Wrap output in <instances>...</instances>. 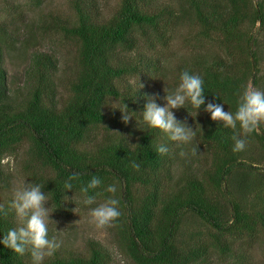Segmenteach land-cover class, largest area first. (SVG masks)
I'll return each mask as SVG.
<instances>
[{"label":"trees","instance_id":"obj_1","mask_svg":"<svg viewBox=\"0 0 264 264\" xmlns=\"http://www.w3.org/2000/svg\"><path fill=\"white\" fill-rule=\"evenodd\" d=\"M223 1L221 4H209L207 0L195 2L203 5L195 7L196 20L203 32L217 28L232 45L229 55L212 59L195 75L203 80L205 98L215 92H220L216 96L227 95L233 100L231 110L235 112L238 96L245 90L247 82L250 80L252 85H257L255 71L259 61L254 33L236 31L248 21L253 26L256 22L262 26L264 10L262 0L252 6L251 0ZM153 3L154 0H119L116 11L104 21L94 20L77 9V22L65 27V32L79 41L81 72L71 84L72 94L61 107L55 102L52 77L56 65L49 53L32 54L25 70L23 91L10 92L0 48V156L21 135L29 137L34 157L51 166L56 173V178L47 183L56 206L65 191V182L73 173L78 174V180L73 181V188L77 190L93 176L102 182L109 177L120 181V201L125 212L118 233L127 257L135 264H189L202 254V250H187L176 242L175 235L187 212L215 229L220 237L233 230L252 232L257 227L264 232V186L255 191L249 203L234 200L224 186L233 172L245 174V170L260 169L253 161L248 163L238 158L241 152L232 151V130L218 121L206 122L201 132L203 140L217 146L211 168L201 178L190 177L178 184L159 204L155 187L165 176V173L162 175L165 155L157 152V147L164 143L156 141L161 131L146 127L131 142H112L92 154L74 146L89 125L103 120L104 99L119 95L115 78L128 69L135 71V64L129 62L131 57L126 53H138L140 41L149 43L153 36L163 37L158 30L163 20L158 17L167 11L164 8L155 11ZM17 94H20L18 98ZM253 135L264 151V129ZM132 161L140 164L138 171L131 167ZM258 181L264 185V175L258 177ZM136 184L144 190L141 197L133 194ZM97 190H90L89 195L96 194ZM13 220L9 211L7 216L0 215V239L9 229L15 228ZM214 239L218 248L224 251L226 245L217 236ZM105 257L106 254L90 243L89 256L54 258L43 264H107ZM0 264L26 262L23 256L0 244Z\"/></svg>","mask_w":264,"mask_h":264},{"label":"rangeland","instance_id":"obj_2","mask_svg":"<svg viewBox=\"0 0 264 264\" xmlns=\"http://www.w3.org/2000/svg\"><path fill=\"white\" fill-rule=\"evenodd\" d=\"M258 0H251V6ZM119 0H0V48L3 52L2 65L6 72L8 90L23 91L25 70L29 65L32 54L37 52L49 53L55 61L52 85L54 86L57 107L63 106L70 95L71 84L80 76L78 61L79 41L65 32L77 22V9L89 14L92 19L104 21L112 15ZM196 0H154L152 8H164L166 13L159 16L163 20L158 29L163 37L153 36V40L140 41L138 50L129 62L135 64V71L127 70L114 83L118 88L117 97L108 96L102 103L104 118L102 121L89 125L83 136L75 141L74 146L81 151L92 154L106 145L116 142H131L138 132L148 127L142 121V112L147 97L155 95L156 103L164 106L162 97L175 90L180 83V75L184 71L199 74L205 64L212 59L227 56L232 46L228 39L217 28L205 33L196 20ZM221 4L223 0H207V3ZM263 10H264V0ZM197 5V6H196ZM250 9V7H249ZM204 10V9H203ZM259 22L254 26L248 21L237 28L239 32L254 33L257 40V85L249 80L246 88L264 91V24L259 28ZM233 39L234 35L231 36ZM140 55V59L139 56ZM231 55L234 56V53ZM136 60V62H135ZM128 62V63H129ZM129 67V66H127ZM139 84L143 85L142 88ZM245 88V89H246ZM210 94L205 98V104L196 110L186 104L185 109H173L178 121H185L195 131L194 141L188 145L177 146L164 133H159L156 141L163 142L169 149L164 158L165 176L156 189L157 202L164 200L172 193L177 185L190 177L201 178L205 171L211 168L215 144H207L202 137V129L206 122L213 121L211 114L204 111L208 103L223 105L224 111H231L232 99L227 95ZM20 94H17V98ZM48 101V100H47ZM124 105L127 108L128 121L122 119ZM236 111V109H235ZM264 123L256 130L260 133ZM197 147L195 155L192 148ZM32 140L21 135L17 141L0 156V204L8 208L13 216L15 227L19 221L9 203L13 193L24 183L41 184L48 196L49 238H55L59 249L44 262L54 259H73L90 255V243L95 244L100 251L107 255V264H135L122 250L119 239V229L122 227L123 208L120 201L121 216L114 226L97 228L90 216V209L104 202L111 193L106 191L109 185H116L115 198L121 200L122 184L114 178H106L96 191V203L84 205L80 190L72 188L65 190L59 205L52 203L47 183L56 178L51 166L43 164L33 155ZM183 153V154H182ZM246 162L253 161L258 170L233 172L225 182L226 190L234 200L249 203L253 200L255 191L262 189L258 177L264 175V151L257 137H248L247 147L238 155ZM161 175V177H162ZM158 177V175H156ZM149 190H145L146 192ZM133 194L141 197L143 188L136 184ZM219 238L226 249L222 251L215 244ZM220 237L215 229L204 225L198 218L187 212L184 214L180 227L175 235L176 242L181 248H201L202 254L190 261L189 264H264V232L257 227L252 232L230 231ZM26 264H32L29 253L23 255ZM43 262V263H44Z\"/></svg>","mask_w":264,"mask_h":264},{"label":"clouds","instance_id":"obj_3","mask_svg":"<svg viewBox=\"0 0 264 264\" xmlns=\"http://www.w3.org/2000/svg\"><path fill=\"white\" fill-rule=\"evenodd\" d=\"M142 88L143 85L139 84ZM155 95L147 97V102L142 112V121L151 129H158L166 134L168 139L175 142L177 146L188 145L194 141L195 131L185 121H178L173 109L184 108L191 105L193 109H200L205 104L203 80L199 75L184 71L180 75L178 87L164 95V106L158 105ZM236 111H224L223 105L208 103L204 111L211 114L213 121H218L223 127L232 130V140L234 141L233 152L244 151L247 147L248 137L255 132L261 123H264V91L255 88H246L237 99ZM122 119L126 123L129 116L126 114L127 108L124 105ZM168 147L161 144L157 147V152L161 155L167 154ZM197 147L192 148L195 155ZM183 154V153H182ZM131 167L140 169V164L131 162ZM78 180V174L73 173L64 184L65 190H72L73 181ZM99 177L93 176L91 180L80 187L84 205L96 203V196L89 195L90 190H94L101 185ZM41 184L24 183L13 193L9 203V208L14 211L19 226L11 228L0 239L3 244L13 253L23 256L29 253L32 264H43L46 257H51L59 249L60 243L55 238H49L48 223L49 216L48 196L42 190ZM109 196L104 202L90 209V216L97 228L114 226V222L121 216L120 200L115 198L117 192L116 185H109L106 189ZM0 215L7 216L8 209L0 204Z\"/></svg>","mask_w":264,"mask_h":264}]
</instances>
